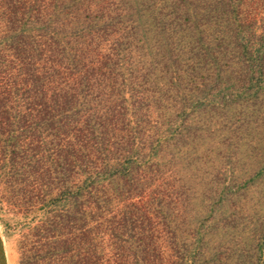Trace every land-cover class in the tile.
<instances>
[{"label": "trees", "instance_id": "obj_1", "mask_svg": "<svg viewBox=\"0 0 264 264\" xmlns=\"http://www.w3.org/2000/svg\"><path fill=\"white\" fill-rule=\"evenodd\" d=\"M0 177L21 264H264V0H0Z\"/></svg>", "mask_w": 264, "mask_h": 264}, {"label": "rangeland", "instance_id": "obj_2", "mask_svg": "<svg viewBox=\"0 0 264 264\" xmlns=\"http://www.w3.org/2000/svg\"><path fill=\"white\" fill-rule=\"evenodd\" d=\"M8 184L7 179L0 177V234L7 264H21L19 249L21 235L32 215L25 212L23 208L13 205L6 191Z\"/></svg>", "mask_w": 264, "mask_h": 264}, {"label": "water", "instance_id": "obj_3", "mask_svg": "<svg viewBox=\"0 0 264 264\" xmlns=\"http://www.w3.org/2000/svg\"><path fill=\"white\" fill-rule=\"evenodd\" d=\"M0 264H7V259L5 255V249L1 234H0Z\"/></svg>", "mask_w": 264, "mask_h": 264}]
</instances>
